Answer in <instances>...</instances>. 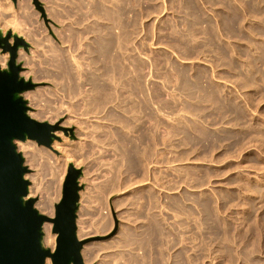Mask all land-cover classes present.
<instances>
[{
  "label": "rangeland",
  "instance_id": "1",
  "mask_svg": "<svg viewBox=\"0 0 264 264\" xmlns=\"http://www.w3.org/2000/svg\"><path fill=\"white\" fill-rule=\"evenodd\" d=\"M9 1L10 2L12 1L11 2L12 8H7L5 10L4 7L7 1L0 0V2L4 5L2 8V11H0L1 12L0 31L2 33L5 32L4 36L7 35L8 31H12L13 24L11 22L15 23L17 22V20L23 21V19H21V15H22L21 13H24L22 12L23 10L21 8L22 0H18L19 2L17 1L16 3L13 0H9ZM54 1L55 2L57 1L56 5L58 4L57 6L58 7L60 6L61 8H62V5H65V3L68 4V2H66L65 0H63V2L62 0H54ZM148 1L150 3L151 0H148ZM157 1L152 0L151 2L157 3ZM260 1H262L259 3V5L261 4L260 7L263 10L262 13L260 14L258 13V15H255V18L253 16H250V17L248 16L247 17L248 20L246 22L247 27L251 26V23L254 22L255 25L258 28H260V30L262 31L260 32L259 35L257 34L256 36L257 39L255 38L252 41L250 40L251 41L250 43L248 38H245L242 35L235 36L234 38H228L226 35H225L226 37L222 35L223 40L227 39L226 41L224 40L226 43L227 42L230 43L231 41L233 44L237 45V48H240V50L242 49L245 51L246 55H244L241 58V62L239 61L238 66L236 65L234 69H230L226 65V63L221 64L220 66L218 65L217 58H219L220 56L219 54H217L215 47H212V49L211 48L209 49L208 47L210 51L201 52L200 54H197V56L196 54H193L194 56L193 55L188 56L187 54H192V53H186L185 55L188 56L186 57L184 56V54L182 53L183 51L181 50H178L176 52L174 51L173 53L172 51L174 50V48L171 47L169 44L171 43L172 40H174L177 37L178 33L176 34V32L173 31L171 27L169 26L167 27L164 24L165 21L166 22L172 21V19H175L176 17H177L176 19H179V13L171 12L172 10L165 12V13H151V15L145 18V23L148 26H146V28H144L141 31L143 35L141 34V32L139 35H135L134 38L136 40L133 39L135 41V42L133 41V43H136L137 41H139L142 36V39L144 38L146 43H150V44H147L148 46L147 52H149L148 54H150V56L151 55L153 56V54L154 56H158V54L162 55V57L159 55L162 58L161 60V62L163 61L162 63L166 61V60H163V58L165 55H167L169 58L173 59L174 64H176L177 67L178 66L186 67L188 71H189V68H191L190 73L193 72L192 66L199 70L204 67L208 69H211V68L216 69V71L221 73V76L223 77H221L219 74V76H217L219 78H215V82L223 83L224 86L228 88H232V90L238 93L239 95L238 98L231 97L232 101H231L230 106L232 107H229V109L231 108L230 110L233 111L231 112L233 113L232 115H230V112H229L227 113L228 114L226 116L227 118L224 117V120H213V121L210 120V122L212 123L209 122L208 128L210 129V132L211 131L212 133L215 132L216 135L218 136L222 135L223 140L218 143H214V145L212 144L211 147H207V148L204 147L202 144L191 145V144L186 143V141L182 140L184 136L182 131L190 130L189 132H192L191 131L192 130V112H191V106H190L192 105V98H190V96H188L187 93L181 92V90L177 89L178 81H179L178 75L172 78V80L176 78L177 80L175 79V81H166L165 79H164L165 81L163 80V77H164L163 73L165 71L170 72V70L172 69L171 62L167 60L164 63V64L167 63L164 66V68L161 67L164 64L159 63L158 68L159 70H162L160 73V76L162 74V77H161L162 79L160 78L158 74H154L153 76L152 72L151 74L148 73L152 69L155 73L160 72L153 65L151 66V69L149 67L147 68L150 70L146 71L145 78H147L148 81L150 79L149 83L150 82L158 83L159 86H161V90H163V92L161 91V93L162 94L164 93V95H162L164 103L169 101V103H171L170 105L174 104L175 106L174 108H177V109H174V108L167 107L165 105L164 106L165 108L162 110H165L166 107L168 109H166L165 111H161V114L165 113L161 115V120H162L161 125L163 128L162 133H163V136H165L164 137L165 140L168 142L169 138L172 136V132L174 128L173 125L176 124L175 128H177L178 130H179L178 127L181 125L180 126L182 127L181 129H183V130L180 129L178 133H176L177 135H175V137L173 135V140L175 139L174 144L172 145L168 143L165 144L166 141H164V143L161 145L162 153H163L161 162L163 163H160L161 167L159 169V172L161 176V183L163 182L162 183L163 185L161 184L156 185V183H154V181H152L151 178L150 179L148 178L150 181L148 179H146L147 181H144L145 179H142L141 176L139 177L137 172H136L137 175L135 176V171L134 170L132 171V168L130 167L128 160L126 161L127 159L126 154L124 155L125 152H123L122 146L126 143L120 142V139L121 141H123L121 138V131L128 130V128L124 127L125 128L124 129L122 127L123 124L121 122L119 123L118 121L109 119V117L107 118V115H106L107 109L101 110L102 112L101 111L100 112L102 114H99L100 112L98 111L97 113L98 115L96 114L97 111L91 112L89 114L87 113L88 115L85 114L86 117L83 115L84 113L82 114L83 110L78 107V104L76 105V103L81 101V96L77 94L74 95V94L68 93V91L66 90L64 86V80L60 77H56L57 68L54 66L53 60L50 59L53 55H52V51L49 50L48 48L49 45L47 46L48 41L43 42L39 44L38 47H36L37 45L35 44L33 45L34 42H32L30 39H26V41L29 43V48L25 49L24 47H20L18 51V56H19L20 50H22V52L26 56H25V59L20 58V56H19V59L17 57V63H20L22 65L21 75L24 78L26 76H24L23 74L27 73L31 67L34 66V68L36 67L35 69H38L39 66L42 64V62H43L42 65H45L43 66L44 68L41 65V67L38 69V70L43 71L42 73H40L41 71L35 74L30 73L31 75H29V77L26 78L27 80L31 79L34 83H36V86L33 89L23 92V96L25 99L28 100V105L30 106L29 114L30 116H32L33 118L39 121H48L53 125H56V124L59 125V128L55 130L56 132H58V135H56L58 137L54 138L52 144H55V142L60 143V146H59L60 148L57 149L54 147L55 145H52V144L50 146L40 145L35 140H30V139H27L26 141L17 140L16 143L18 146V150L23 153L25 157V163L26 165H28L30 169L29 172L27 173L28 175L26 174V177L30 180V186H32L34 185L33 183L34 181L32 180V175L33 176L38 175L39 184L45 190L44 194L48 192V194L52 198L56 196L55 197L56 199H53L52 201L54 203H52L53 212L51 213V215L49 212L48 214L47 211L46 212L40 211L50 217H55V209H56L55 205L61 199L63 183H64L65 176L67 174L69 163L75 162L76 165L75 163L74 165L76 167L82 168L83 172L79 178V181H80V184L83 185V188L80 190V207L78 210L77 227H78V230H80L79 227L81 228L82 224L87 225L88 223H89L88 228L90 227L88 229L90 231V235L86 238H83V240L87 241L82 248V256H83V260L85 264H138V263L140 264L141 261H142L141 262L142 264L143 263L152 264L151 262H149L151 261L152 258L150 257L152 256L147 254L144 257L145 254L143 255V252L141 251L142 249H140L141 247L139 246V241H140L139 237L141 236L137 237L135 235L138 234L139 231L144 229V226H145V223L148 217L147 216L148 213L146 211L149 210L147 209L148 207L146 208V206L144 205L150 204L148 194L151 193L150 191L153 189L152 187L154 186L157 188H160L158 190H162V192L161 191L159 192L161 193L160 200H161V203H163V207H161V210L163 208V211L160 210L162 215L159 214L161 215L159 217L162 220V225L165 227L164 231L168 233V234H165L168 236V238H165L167 239L165 240V242H167L168 240H172L171 238H173V236L174 238H177V235L179 236L178 239H175L178 241V242L176 241L177 244L175 245V247L171 248V250L166 247L167 244L164 246V248L166 247L168 251L165 250L164 252L165 258L162 260L163 264L170 263V261L172 260L170 256L171 254H174L176 256L174 257L175 260L177 259L180 260L181 263L179 264H183V262L185 264L189 263V262H186L187 258L185 257V255L184 256L176 255L178 253H181V251H183V249L185 248L187 250L186 255L188 256L190 255V257L192 258L191 260L193 261L192 263H189V264H264V0H260ZM47 2L48 0H30V4L32 6L31 10L37 12L39 16L38 18L42 21L41 22L39 20L37 21L38 24L35 22L34 25L39 26V24L41 23L42 26L45 28V32H44V29L41 28L42 33L39 35V37H42V36L45 37V35L48 34L44 38L45 41L46 39H48L47 37H50L49 40H53V41L56 40L55 42H57L59 40L57 35H60V32H63L69 23L71 24V21H70L71 19L67 16H62L60 17L61 19L60 18L53 19V17L49 15L47 12V6L49 5V3ZM158 2H161V0H159ZM71 18L73 19V17ZM4 23H6V25ZM82 26L83 25H80L79 27H82ZM177 27L176 28L182 31V33H184L185 32L184 30H186L187 28L186 26L184 27V25H178ZM168 28L169 30H167ZM53 30H55V32ZM186 31L188 32V30ZM56 33L58 34L56 35ZM198 33L201 34L202 36L199 35ZM198 33L197 34L199 36H197L196 34L197 37L195 38L198 39L197 40L198 43H202L203 39L201 38L204 35L202 32H198ZM16 34H18V32H16ZM20 36H23V35H20ZM85 40L88 41V39H84V41ZM86 41L84 43L87 44L88 42ZM191 41H192V37H191ZM10 43L13 44L14 40ZM40 45L42 46L45 45V47L43 48ZM60 46L63 48H68L66 43ZM152 49H154L156 53ZM212 50H215L214 51L215 53L214 52L212 53ZM249 51H251V53ZM2 52H3L2 49H0V54ZM3 53H8L9 58L6 61V66L4 67V68H8V61L10 59V53L9 52H3ZM35 53H38L39 55ZM248 53L251 54V57H250V54ZM49 54H51L52 56ZM206 54H208V56ZM215 54L218 55L217 58L216 57L213 58V55L216 56ZM32 55L33 56L36 55V56L33 57ZM48 56H51V57L49 58ZM204 56L206 59H204ZM30 57L32 58L33 61H31V64L30 63L27 64L26 59ZM209 57L211 61H209L210 60ZM40 59H42L43 61ZM248 59L253 60L254 62L253 64H256L254 65L252 71L257 73L258 79L256 80V82L254 81L255 83L252 82L251 85L247 87H241L242 86L241 84L243 83V79H242L243 73L244 75L250 73L249 71H247L250 68L248 67V65H246L247 63H245L246 61H248ZM87 60L88 59H86V61L83 60V64L87 63ZM150 60L151 59L148 58L149 62ZM212 60H214V63L212 62ZM34 61L35 62L40 61V63L39 62L35 63ZM47 61H50V62H47ZM32 63L35 65L32 66ZM52 65L53 67H51ZM84 67L87 68V64L84 65ZM89 67L90 66H88V68ZM167 68L168 69L170 68V69L168 70ZM45 69L48 71L47 73L45 72L46 71ZM51 73L53 74V76H51L52 75ZM148 74H150V76ZM151 79L153 80L151 81ZM161 80H163L164 82H161ZM170 82L173 83V86L169 84ZM31 92L33 93L31 94ZM37 95H39V98ZM40 95H42V97ZM70 96L71 97L73 96V97L71 98ZM73 100L74 102H72ZM173 101H176V102L173 103ZM232 102H233V105H232ZM208 104H209L208 108L211 110L210 107L212 105L210 103ZM233 106L238 107L239 109H242L243 111L247 112L248 114L247 113L245 114L246 117L237 116V113L236 115H234L235 109ZM78 108L80 109L79 111H78ZM229 109L228 111H230ZM212 110H213V107H212ZM31 112L32 113L36 112V115L32 114ZM79 112L81 115L79 114ZM40 113H42V115ZM76 113L77 115L81 116V118H79V116L77 117ZM229 115H230V118H229ZM233 115L235 116V118L231 117ZM90 116L92 117V119ZM95 116H97L98 119H96ZM101 116L103 119L100 118ZM74 118L78 120H75ZM84 118H87L88 120L86 121ZM80 119H82L83 121L82 123ZM107 119L110 121H107ZM148 119L149 118L145 117L147 126H148V123H147ZM86 122H88L89 124ZM94 122L97 123L95 128H93L94 127L93 124H95ZM107 122L109 123V125ZM113 122H115V124H113ZM178 122L179 124L180 123L181 124L178 125ZM117 123L119 124L117 125ZM111 124L113 125V127L111 126ZM86 125L89 127H87ZM116 125L117 127L115 128ZM149 125H150V122H149ZM183 127L189 130L184 129ZM81 128L82 129L85 128L87 131L82 130L83 131L82 132L80 130ZM89 129H90L91 135L88 131ZM97 129H100V131L98 130L99 131L98 132ZM95 131H97L98 133L97 132H96L97 134L94 133ZM111 133H113L114 135ZM86 134H89L90 136L89 135L87 136ZM106 134H109V135L111 134L113 135V137L109 139ZM116 134H118L119 136L115 137ZM225 134H229V135L231 134L232 137L231 135L230 136L227 135L228 137L226 136L227 137L226 138L224 136ZM80 135H84L83 138H85L86 140H84L82 136ZM101 135H103V137L105 136L104 137L105 139ZM97 136L99 139H96ZM90 138L92 141L89 140ZM100 138L104 139L105 141L102 140L103 141L102 142ZM78 140H80V143H78ZM106 140H109L110 143L107 142ZM70 141H73V142H70ZM82 142H83V145H82ZM87 142L89 143L88 147H90L91 153L88 152L90 149H87ZM92 142H93V145H95V147L93 145H90L92 144ZM103 143L106 144L107 146L102 145ZM110 144L111 145L114 144L118 148L113 147ZM66 146H67V150L69 149L68 150L69 152L66 150ZM119 148L121 152H123L122 153L123 155L121 154V152H119L120 150L118 151ZM108 149L110 152L112 151L111 154L110 152H108ZM33 150H35L36 152ZM70 150L71 151L73 150L72 154H70L71 153ZM94 150H100L98 151L99 154L96 153V151ZM103 150H105L104 151L105 153L107 152L108 153L105 154ZM185 150L189 151V155H186L184 153ZM116 151H118V153H115ZM66 154H70V157H67ZM82 154L85 156H82ZM94 154L97 156L99 155L101 157L99 158L96 156L97 158H95ZM73 155L74 156L76 155L77 157L75 156L74 158ZM107 155L109 156V159H106L108 158ZM118 155H122L121 158L123 157V160L119 158L120 156ZM79 156L81 157L79 158ZM124 158L126 159L124 160ZM79 159L82 161H80ZM115 159L116 161L118 160V162L114 161ZM75 160H77V162ZM86 160H87V163H86ZM101 160L102 161L104 160L103 162H105L106 164L108 163V165L104 164ZM97 163H98V166H97ZM112 163L115 164V166ZM122 163L124 164V166ZM61 164L64 166L65 169L62 168L63 166ZM110 165L112 167L117 166V168L115 169L113 167V170H112V167ZM57 166H59V168H57ZM151 166L152 164H150V168ZM61 169H63L64 172ZM126 169L127 171H125ZM108 170L111 173H109ZM128 170H130L129 173H127ZM106 171L108 173H106ZM56 172H59L60 175H58V173L56 174ZM117 172H119L118 175H117ZM123 172H126V173H123ZM129 175L130 177H128ZM111 176H113L114 178ZM120 178L122 180H120ZM136 178L138 179L135 180ZM111 179L112 181H107ZM113 179H115V183ZM123 179L124 181L128 180L127 182L130 184H127L126 181L124 182ZM141 180L144 182H142ZM112 183H114L116 186ZM161 186L163 187L161 188ZM57 191L60 194V197L58 193H55ZM140 191L141 192L143 191V192L141 193ZM140 194L141 196L142 195L145 196L144 199L146 201L148 200V203L145 200H140L142 199V197H144V196L139 197ZM42 196L43 194L41 193L40 194L31 193V190L28 195V197H35L37 199L35 206L38 209H39V206H37V203L42 198ZM183 196L188 197V199L183 200ZM190 197L192 199H190ZM204 199L206 200L208 199L211 202V206H212L213 213L209 221H208L209 218H205V215H204L205 213L202 212V206L198 203ZM182 202L187 204L189 207L192 205L191 206L192 209L194 206V209L192 210V212L198 208L199 209L196 210L195 213L191 212L190 213L191 215H190L188 214V211H184V209H182V207L179 206L180 204H182ZM197 204H199L200 207L199 205L197 206ZM186 214L189 216H187ZM213 214L215 216H213ZM163 221L165 224L163 223ZM127 226H128V231H127ZM53 227H54V223L52 225V232H54ZM171 227L172 229H170ZM78 230H77V233L79 237L80 231ZM172 230H173V233H170L172 232ZM132 231L135 232V235L133 234L134 232L132 233ZM175 231L178 233L177 235ZM130 234H132L133 236ZM57 236H58V233H56V244H57ZM126 236H129L130 239H134V240H136L137 238V240L136 242L133 240H129L127 239ZM167 236H164V237H167ZM79 239H82V238H79ZM131 241H133L134 243ZM131 243L133 245H131ZM135 243H137V245ZM44 246L51 248V246H48L45 244ZM55 249H56V245L54 249H52V251H55ZM166 251L169 253V255L168 253H166ZM134 257H135V260H134ZM169 257L170 259H168ZM135 261H137L138 263ZM51 262H52V259H51Z\"/></svg>",
  "mask_w": 264,
  "mask_h": 264
},
{
  "label": "bare ground",
  "instance_id": "2",
  "mask_svg": "<svg viewBox=\"0 0 264 264\" xmlns=\"http://www.w3.org/2000/svg\"><path fill=\"white\" fill-rule=\"evenodd\" d=\"M5 1H7L6 2L7 5L5 4L6 8L4 7V9L6 10L7 8H12V3H11L12 1L11 2L9 0H5ZM65 1L68 2V4H66L64 2L65 5H62V8L59 6L61 9L57 6L58 4L56 5L57 1L55 2L54 0H48V2H47V3H49V5L47 6V12L49 15H51L53 17V19L54 18H60L62 16H67L71 19L70 20L71 24L69 23L67 25V27L64 29V31L60 32V35H57L58 33H56V35L59 39L57 42H55L56 40L55 41L49 40L50 37H47L48 39H46V41H45L44 38L48 34L45 35V37L44 36L39 37V35L42 33L41 28L44 29V32H45V28L42 26L41 23L39 24V26L34 25L35 22L38 24L37 21H39L40 19L38 18L39 16H38L37 12L31 10L32 6L30 4V0H22L21 8L23 10L22 12H24V13H21L22 14L21 19H23V21L17 20V22H15V23L11 22L13 24V29H12V35H11L10 42H12L14 40L13 34H16V32H18V34H20V35H23L25 40L30 39L32 42H34L33 45L34 44L37 45L36 47H38L39 44L48 41L47 46L49 45L48 48H49V50L52 51V55H53L52 56L51 54H49L52 57L51 56H48V57L49 58L51 57L50 59L53 60V64L57 68V73H56L57 76L56 77H60L64 80V86H65L66 90L68 91V93H71L74 95L77 94V95L81 96V101L76 103V105L78 104V107L83 110L82 114L84 113L83 115L85 116V114H87V113L89 114V113L94 112V111L95 112L97 111L96 112V114H97L98 111L100 112L101 110L107 109L106 110L107 118L109 117V119H111V120L118 121L119 123L121 122L123 124L122 125L123 128L124 127L128 128V130H124V131L122 130L121 131V138L123 141H121V139H120V142L126 143L122 146L123 152H125L124 155L126 154V158H127V159L124 158V160L125 159H126V161L128 160L130 167L132 168V171L133 170L135 171V176L138 173L139 177L141 176L142 179H145L144 181H147L146 179L151 178L152 181H154V183H156V185H160V184L163 185L162 184L163 182L161 183V176H160L159 169L161 167L160 163H163V162H161L162 156H163L161 145L166 140L164 138L165 136H163V133H162L163 128L161 125V121H162L161 115L165 114V113L161 114V111H165L166 109H168L167 107L174 108L175 106H174V104L170 105L171 103H169V101L164 103L163 96H162V95H164V93L163 94L161 93V91L163 92V90H161V86H159V84L156 82H150L149 83L150 79L148 81L147 78H145L146 71H149L151 69L152 65L157 70H159V68H158L159 63L161 64L163 62V61L161 62L162 55L158 54V56H154V54H153V56L152 55L150 56V54H148L149 52H147L148 51L147 44H150V43H146L144 38L142 39V36H141V38L139 37L140 38L139 41H137L136 43H133V41L136 40L134 38L135 35H139L140 32L144 28H146V26H148L145 23V18H147V16L151 15V13H165V12L172 10L171 12L179 13V19H176L177 18L176 17L175 19H172V21H168V22L165 21V23L164 22L163 23L167 27L168 26L171 27V29H173V31H175L176 34L177 33H178V35L180 34L179 36L177 35V37L174 40H172L171 43L169 44L171 47L174 48V50L172 48L173 53H174V51L176 52L178 50H181V51H183L182 53L184 54V56H186L185 55L186 53H192V54H187L188 56H191L193 54H196V56H197V54H200L201 52L210 51L209 50L210 48L212 49V47H215L216 52H217V54H219L220 57L217 58L218 55L215 54L216 56L213 55V58L214 57L217 58L218 65L220 66L221 64L226 63V65L230 69H234L236 67V65L238 66L239 61L241 62V58L244 55H246L245 51L242 49L240 50V48H237V45L233 44L231 41H230V43L229 42L226 43L225 41L227 39H224L225 40L224 41L222 39L223 38L222 35L224 37L227 36L228 38H234L235 36L242 35L243 37L248 38L250 43L255 38L257 39V37H256L257 34L259 35L260 32H262V31L260 30V28H258L255 25L254 22H252V23L249 22V23H251V26H249V27H247L246 22L248 20L247 19L248 16L249 17L253 16L255 18V15H258V13L259 14L262 13L263 10L260 7L261 4L259 5V3L262 1H260V0H161V2H158L159 0L158 1L156 0L157 3L151 2L152 0L150 1V3L148 0H65ZM62 2H63V0H62ZM3 6L4 5L0 2V11H2ZM0 15H1V12H0ZM173 15H175V14H173ZM71 17H73V19ZM172 18H174V17H172ZM251 20H249V21H251ZM4 24L6 25V23H4ZM7 24H8V22H7ZM80 25H83V26L79 27ZM178 25H184V27L186 26L187 27L186 30H188V32L186 30H184L187 33H185L184 31H183L184 33H182V31L177 29V28H179V27H177ZM10 26H12V25H10ZM167 30H169V28ZM53 31L55 32V30H53ZM152 31H153V29H152ZM198 32H202L204 35L201 38V39H203L202 43H198V41H197L198 39L195 38V37L201 35ZM46 33H47V31H46ZM4 34H5V32L3 33V35ZM141 34H142V32H141ZM196 34H197V36H196ZM191 37H192V41H191ZM84 39H88V41L85 40L86 42H88L87 44L84 43L85 42ZM167 41H168V39H167ZM65 43H66L68 48H63L60 46V45L65 44ZM42 45H40V46H42ZM42 47L44 48L45 45ZM208 47H209V49H208ZM48 48H46V49H48ZM154 49H155V47H154ZM154 49H152V50H154ZM254 49H255V47H254ZM214 51L215 50H212V53ZM157 52H159V51H157ZM249 52L251 53V51H249ZM155 53H156V51H155ZM246 53H247V51H246ZM250 53H248V54H250ZM35 54H38V53H35ZM39 54H40V52H39ZM183 54H181V55H183ZM202 55H203V53H202ZM206 55L208 56V54H206ZM19 56H20V58L25 59L26 55L22 52V50H20ZM19 56H18V59H19ZM34 56H36V55H34ZM184 56H182V57H184ZM188 56H186V57H188ZM205 56H204V59H206ZM250 57H251V54H250ZM8 58H9L8 53L2 52L0 54V65L2 68H4L6 66V61L8 60ZM148 58L151 59L150 62L148 61ZM201 58H202V56H201ZM33 59H35V58H33ZM42 59H40V60H42ZM86 59H88L87 63L83 64V60L86 61ZM209 59H210V57H209ZM38 60H39V58H38ZM163 60H166V61L168 60L172 64V67H171L172 69L170 70V72L165 71L166 73L165 72L163 73V76H164L163 80L165 79L166 81H175L176 78H174V80H172V78L174 76L178 75L179 81H178L177 89L181 90V92L187 93L188 96H190V98H192V105H190L191 106V112H192V130H191L192 132H189L190 131L189 129L183 127L184 129L189 130V131H182L184 134L182 140L186 141V143L191 144V145L202 144L206 148L211 147L212 144L214 145V143H218V142L222 141L223 140L222 135L218 136V135H216L215 132L214 133H212V131L210 132V129L208 128L209 122H210V120L211 121H213V120H224V117H226L228 115L227 113H229V112H230V115H232L233 113H231V112H233V111L230 110L231 108L229 109V107H232V106H230L231 101H232L231 97H237L238 98V96H239L238 93L233 91L232 88H228V87L224 86L223 83H221V82L220 83L215 82V78H219L217 76H219V74L221 76V73L217 72L216 69H214V68L208 69V68L204 67V68H201L199 70V69L192 66L193 72L190 73L191 68H189V71H188V69L186 67H179V66L177 67V65L174 64L173 59L169 58L167 55L164 56ZM207 60H208V58H207ZM31 61H33L31 57L26 59L27 64H29V63L31 64ZM166 61H164V63ZM209 61H211V59ZM38 62L40 63V61H38ZM47 62H50V61H47ZM212 62L214 63V60H212ZM33 63H32V66L35 65ZM164 63H162V64H164ZM245 63H247L246 65H248V67L250 68L248 70L246 69L250 73L245 74V75L243 73V75H242L243 76L242 77L243 83L241 84L242 85L241 87H247V86L251 85L252 82H254V81L256 82V80L258 79L257 73L252 71L254 65H256V64H253L254 63L253 60L248 59V61H246ZM42 64H43V62H42ZM86 64H87V68L84 67V65H86ZM166 64H164L161 67L164 68V66ZM41 65L39 66V68L41 67ZM43 66H45V65H42V67ZM88 66H90V67L88 68ZM51 67H53V65ZM148 67L150 69H147ZM35 68H34V66L31 67L30 69L28 68L29 71L27 70L28 72L23 74L24 76H26L25 78H28L29 75H31L30 73L35 74V73H39L41 71V70H38L39 69L38 66H37L38 69H35ZM159 71L160 72L155 73L152 69L148 73L151 74V72H152L153 76H154V74H158L160 76V73L162 70H159ZM42 72L43 71H41L40 73H42ZM45 72L47 73L48 71L46 70ZM53 74H54V72H53ZM53 74L51 76H53ZM150 74H148V75L150 76ZM161 77H162V74H161L160 78ZM221 77H223V76H221ZM152 80L153 79H151V81ZM163 80H161V82L165 81V80L164 81ZM171 83L172 82H170L169 84L173 86V83L172 84ZM237 85H238V83H237ZM165 88H167V87H165ZM234 88H236V87H234ZM236 91H238V90H236ZM125 92H127V93H125ZM32 93L33 92H31V94ZM37 96L39 98V95H37ZM40 96L42 97V95H40ZM72 102H74V100ZM174 102H176V101H173V103ZM208 103H210L212 105L210 107L211 110L208 108V105H209ZM109 104H111V105H109ZM72 105H73V103H72ZM165 105L167 106L166 109L162 110L165 108L164 107ZM232 105H233V102H232ZM235 106H233L235 109L234 115H236V113H237V116H241V117L245 116V114L247 112H245L242 109H239L238 107H235ZM212 107H213V110H212ZM79 108H78V111L80 110ZM170 108H169V110H170ZM174 109H177V108H174ZM228 109L230 111H228ZM36 112L35 113L31 112V113L36 115ZM101 112L99 114H102ZM40 114L42 115V113H40ZM79 114H80V112H79ZM76 115H77V113H76ZM83 115H82V117H83ZM230 115H229V118H230ZM234 115L231 117L235 118ZM78 116L79 115H77V117ZM145 117L149 118L148 120L150 122V125H149V122L147 120L148 126L146 125ZM79 118H81V116H79ZM95 118L98 119L97 116H95ZM100 118H102V116ZM209 118H211V119H209ZM82 119H80L81 123L83 122ZM84 119L86 121L88 120L87 118H84ZM91 119H92V117H91ZM75 120H78V119H75ZM104 120H106V119H104ZM99 121H101V120H99ZM107 121H110V120L107 119ZM86 123H88V122H86ZM94 123L95 124H93L94 125L93 128H95L97 125L96 122H94ZM119 123H117V125ZM210 123H212V122H210ZM113 124H115V122H113ZM180 124L178 122V125H180ZM108 125H109V123H108ZM117 125L115 126V128L117 127ZM175 125H173L174 128L172 127L173 128L172 136L169 138L168 142L166 141L165 144H167V143L171 144V145L174 144L175 139L173 140V135L175 137V135H177L176 133H178V131L182 128V127H180L181 125L179 127L176 126L179 128V130H178L177 128H175ZM111 126L113 127L112 124H111ZM87 127H89V126H87ZM82 128H83V126H82ZM82 128L80 129L81 131L82 130L87 131L86 127H85L86 129L85 128L82 129ZM99 128H101V127H99ZM98 130L100 131V129H97V131ZM103 130H104V128H103ZM181 130H183V129H181ZM88 131L90 133V129ZM97 131H95L94 133H96ZM91 132H92V130H91ZM104 132H105V130H104ZM111 132H113V131H111ZM85 133H87V132H85ZM54 134L58 135V132L54 131ZM103 134H105V133H103ZM111 134H113V133H111ZM111 134L110 135L106 134L109 139L112 138L114 135V134L113 135H111ZM86 135L88 136L89 134H86ZM90 135H91V133H90ZM227 135L230 136L231 134L230 135L225 134L224 136L226 137ZM80 136H82V138L84 137V135H80ZM101 136L103 137V135H101ZM101 136H99V137H101ZM116 136H119V135L116 134L115 137ZM95 137H96V135H95ZM231 137H232V135H231ZM108 138H106V139H108ZM83 139L86 140L85 138H83ZM96 139H99L98 136ZM100 139L102 141L105 138L104 139L100 138ZM80 140H78V143H80ZM89 140H91V138ZM106 141L109 142V140H106ZM70 142H73V141H70ZM83 142H85V141H83ZM83 142H82V145H83ZM99 143H101V142H99ZM112 143H113V141H112ZM115 143H116V141H115ZM21 144H23V143H21ZM88 144L89 143L87 142V149H90V147H88ZM52 145H55L54 147L57 149L60 148L59 142H55V144H52ZM90 145H93V142ZM102 145H106V144L103 143ZM67 146H66V150H67ZM93 146L95 147V145H93ZM111 146L117 147L114 144ZM94 147H93V149H94ZM91 148H92V146H91ZM102 149H104V148H102ZM113 150H115V149H113ZM119 150H120V148L118 149V151ZM33 151H35V150H33ZM72 151L70 154H72ZM94 151H96V153H98V151H100V150H94ZM104 151L105 150H103V152ZM118 151H116L115 153H118ZM38 152H40V151H38ZM88 152L91 153V149ZM108 152H110L109 149H108ZM111 152H110V154H111ZM119 152H121V150ZM123 152H121V154ZM107 153H105V154H107ZM184 153L186 155H189L188 150H185ZM70 154H66V156L70 157ZM122 155H118V156H120L119 158H121ZM75 156L73 155L74 158H75ZM82 156H85V155L82 154ZM96 156L97 155H95V158L101 157L99 155L97 157ZM116 156H117V154H116ZM80 157L81 156H79V158ZM107 157L108 158H106V159H109L108 155H107ZM67 159H65V160H67ZM83 159H84V157H83ZM121 159L123 160V157ZM71 161H72V159H71ZM75 161L77 162V160H75ZM80 161H82V160H80ZM107 161H109V160H107ZM112 161H113V159H112ZM114 161H116V159ZM88 162H89V160H88ZM116 162H118V160ZM86 163H87V160H86ZM103 163L106 164L105 162H103ZM62 164H63V162H62ZM150 164H152L151 168H150ZM75 165H76V163H75ZM106 165H108V163ZM113 165L115 166V164H113ZM59 166H60V164H59ZM59 166H57V168H59ZM97 166H98V163H97ZM101 166H103V165H101ZM118 166H120V165H118ZM123 166H124V164H123ZM113 167H112V170H113ZM62 168H64V166ZM114 168L116 169L117 166ZM126 168H128V167H126ZM121 169H119V170H121ZM61 170L64 172L63 169H61ZM61 170H60V172H61ZM130 170H128L127 173H129ZM125 171H127V169ZM57 173H58V175H60L59 172H56V174ZM106 173H108V172L106 171ZM109 173H111V172L109 171ZM118 173L119 172H117V175H118ZM123 173H126V172H123ZM114 174H116V173H114ZM111 177H113V176H111ZM128 177H130V175ZM122 178H124V177H122ZM137 179L138 178H136L135 180H137ZM162 179H163V177H162ZM32 180L34 181L33 182L34 185L30 186L31 193L43 194L42 198L38 201L37 206H39L40 211H42V212L47 211V213L49 212L51 215V213L53 212L52 203H54L52 201H53V199H56L55 198L56 196L54 198H52L48 194V192L46 194H44L45 190L39 184L38 175H35V176L32 175ZM113 180L115 183V179H113ZM120 180H122V179L120 178ZM107 181H112V179L107 180ZM123 181H124V179H123ZM127 181H126V183L130 184ZM144 181H142V182H144ZM129 182H130V180H129ZM114 183H112V184H114ZM116 183H117V181H116ZM118 185H120V184H118ZM118 185H117V187H118ZM121 185H122V183H121ZM150 187H151V185H150ZM162 187L163 186H161V188ZM152 188L153 189L150 191L151 193H149L150 195L148 194L150 204L144 205V206H146V208L148 207L147 209H149L148 211H146L148 213L147 214L148 217H147V221L145 223L144 229L139 231V233L137 232L138 234H136V235H135L134 231H132V233L134 232L133 234L137 237L141 236V237H139V240H140L139 246L141 247L140 249H142L141 251L143 252V255L145 254L144 257L147 254H149L152 256V257H150L152 259L149 262H151L152 264H161L163 262L162 260L165 258L164 252H165V250H167L166 247L170 250H171V248L175 247V245L177 244L176 243L177 240H175V239H178L179 236L177 235L178 233L175 231L177 238H174V236H173V238H171L172 240H168L169 242L168 241L165 242V240H167L165 238H168V236L165 234H168V233L166 231H164L165 227L162 225V220L159 217L162 215L160 210H161V207H163V203H161V200H160V197H161L160 194L161 193L159 192V191L162 192V190H158L160 188H157L155 186ZM58 190H60V189H58ZM29 193H30V191H29ZM55 193H58V191ZM142 196H144V195H142ZM142 196L140 194L139 197H142ZM162 196H163V194H162ZM59 197H60V194H59ZM144 198H145V196L142 197V199H140V200H145ZM136 199H137V197H136ZM186 199H188V197L183 196V200H186ZM190 199H192V198L190 197ZM194 201H196V200H194ZM146 202L148 203V200ZM198 203L202 206V212L205 213L204 214L205 218H209L208 219V221H209L210 217L212 216V213H213L211 202L208 199L207 200L204 199ZM161 204H162V206H161ZM199 204H197V206ZM200 205H199V207H200ZM179 206L182 207V209H184V211H188V214H190L192 212V210L194 209V206L192 209V207H191L192 205L189 207L187 204H185L183 202ZM198 209H196V210H198ZM161 211H163V208ZM195 211H193V212L195 213ZM146 212H145V214H146ZM199 212H200V210H199ZM159 214H161V215H159ZM187 216H189V215H187ZM213 216H215V215L213 214ZM203 220H205V219H203ZM164 221H163V223H164ZM88 224L87 225L82 224V227L81 228L79 227V229H80V230H78V231H80L79 238L83 239V238H86L90 235V231L88 230L90 227L88 228ZM52 225H53L52 221H47L44 224V234H45L44 235V244L51 246V248L54 249V247L56 245V233L52 232ZM170 229H172V227ZM127 231H128V226H127ZM170 233H173V230ZM130 235H132V234H130ZM129 236H126L127 239L133 240L136 242L137 238H136V240H134V239H130ZM164 236H167V237H164ZM134 237H132V238H134ZM133 241H131V242H133ZM135 244L137 245V243H135ZM131 245H133V244L131 243ZM165 245H166V247L164 248ZM134 248H136V247H134ZM261 248H263V247H261ZM167 251H166V253H168ZM186 252H187V250L185 248V249H183V251H181V253H178L176 255L177 256H184L185 255V257L187 258L186 262L192 263L193 262L191 260L192 258L190 257V255L189 256L186 255ZM168 255H169V253H168ZM170 256H171L172 260L170 261V263L168 262L169 264L181 263L180 260L174 259V257H176L174 254H171ZM135 257H134V260H135ZM179 258H181V257H179ZM132 259H133V257H132ZM168 259H170V257ZM181 259H183V258H181ZM147 261H148V259H147ZM46 262H47V264H52L51 257H48ZM135 262H137V261H135ZM141 262H140V264H142ZM189 263H187V264H189ZM183 264H185V263L183 262Z\"/></svg>",
  "mask_w": 264,
  "mask_h": 264
},
{
  "label": "water",
  "instance_id": "3",
  "mask_svg": "<svg viewBox=\"0 0 264 264\" xmlns=\"http://www.w3.org/2000/svg\"><path fill=\"white\" fill-rule=\"evenodd\" d=\"M15 3L18 0H13ZM4 36L0 31V49L10 53L8 68L0 65V264H85L82 248L87 242L79 239L77 218L80 207L79 178L82 168L69 163L64 179L62 196L55 205V217H50L35 206L36 198L28 197L29 167L18 150L16 141L35 140L50 146L59 125L39 121L29 114L30 106L23 92L36 86L21 75L22 65L17 63L20 47L29 48L24 37ZM54 223L58 233L55 251L44 246V224Z\"/></svg>",
  "mask_w": 264,
  "mask_h": 264
}]
</instances>
